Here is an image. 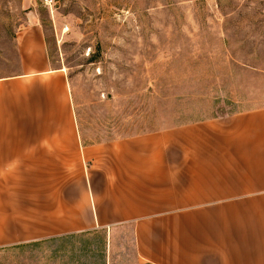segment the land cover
<instances>
[{"label":"crops","instance_id":"crops-1","mask_svg":"<svg viewBox=\"0 0 264 264\" xmlns=\"http://www.w3.org/2000/svg\"><path fill=\"white\" fill-rule=\"evenodd\" d=\"M30 3L32 0H23ZM0 75V245L130 227L137 264H264V105L89 140L37 27Z\"/></svg>","mask_w":264,"mask_h":264},{"label":"rangeland","instance_id":"rangeland-1","mask_svg":"<svg viewBox=\"0 0 264 264\" xmlns=\"http://www.w3.org/2000/svg\"><path fill=\"white\" fill-rule=\"evenodd\" d=\"M34 27L89 140L264 105V0H0V75ZM130 229L0 245V264H137Z\"/></svg>","mask_w":264,"mask_h":264},{"label":"built area","instance_id":"built-area-1","mask_svg":"<svg viewBox=\"0 0 264 264\" xmlns=\"http://www.w3.org/2000/svg\"><path fill=\"white\" fill-rule=\"evenodd\" d=\"M45 3H50L52 0H43Z\"/></svg>","mask_w":264,"mask_h":264}]
</instances>
